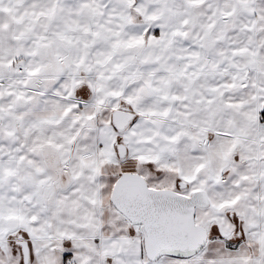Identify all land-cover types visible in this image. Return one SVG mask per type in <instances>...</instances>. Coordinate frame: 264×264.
I'll return each mask as SVG.
<instances>
[{
  "label": "snow or ice",
  "instance_id": "obj_1",
  "mask_svg": "<svg viewBox=\"0 0 264 264\" xmlns=\"http://www.w3.org/2000/svg\"><path fill=\"white\" fill-rule=\"evenodd\" d=\"M0 264H264V0H0Z\"/></svg>",
  "mask_w": 264,
  "mask_h": 264
}]
</instances>
